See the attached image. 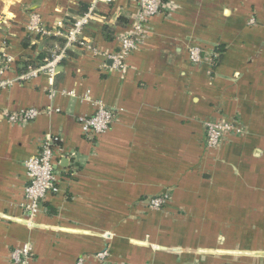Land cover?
I'll use <instances>...</instances> for the list:
<instances>
[{
  "label": "crops",
  "instance_id": "0c3cea01",
  "mask_svg": "<svg viewBox=\"0 0 264 264\" xmlns=\"http://www.w3.org/2000/svg\"><path fill=\"white\" fill-rule=\"evenodd\" d=\"M93 1L0 0V67L4 54L13 59L5 76L17 80L58 53L57 42L27 33L32 13L52 28ZM168 1L171 12L150 20L124 69L76 47L53 94L46 74L0 91V264L25 244L27 264H264V0ZM97 11L84 35L116 52L137 1ZM192 47L201 64L191 63ZM97 103L117 117L107 133L86 135L81 119ZM29 109L42 113L23 123L2 116ZM217 122L237 128L211 149L206 125ZM46 136L59 192L29 221L25 163ZM163 194L165 206L148 209Z\"/></svg>",
  "mask_w": 264,
  "mask_h": 264
},
{
  "label": "built area",
  "instance_id": "2783aa9c",
  "mask_svg": "<svg viewBox=\"0 0 264 264\" xmlns=\"http://www.w3.org/2000/svg\"><path fill=\"white\" fill-rule=\"evenodd\" d=\"M115 0H94L88 11L75 20L71 28L65 29L64 23L59 22L56 26L48 27L43 23L42 17L38 13H32L26 24V31L32 36L40 37H60L65 40L62 50L52 54L46 64L38 68H29L26 73L17 76V80L7 78L6 72L10 70L13 59L4 54V63L0 67V91L10 88L15 81H27L36 78L40 74L49 76L52 94L57 76V69L60 63L67 57V51L72 48H80L91 54L92 56L103 55L105 61H111L113 66L118 69H124L128 56L139 48L140 42L147 35L150 20L156 16L167 15L171 12L172 1L168 0H136L139 13L135 18L133 29L120 38L118 50L112 53L102 52L93 41L85 37V31L91 22L97 18L96 10L100 2L112 3ZM251 24L254 19H251ZM189 59L192 64H201L203 62L202 50L200 47H192L189 50ZM87 101H91L92 97L85 96ZM41 110L29 109L16 113L4 112L2 116L11 123H23L35 120ZM117 117V110L108 108L101 103H97L96 111L91 116H85L81 119V124L86 135H102L107 133ZM237 128L235 122H217L208 123L206 125L207 145L211 149H217L223 142L224 137ZM54 140L51 136H46L40 147L37 156L30 158L25 163L28 185L25 190L26 204L24 207L29 221L40 213L41 205L46 196L50 193L57 194L58 180L54 164ZM169 194H163L147 201V207L150 210H161L169 200ZM33 257L32 244H25L23 247L16 248L11 252V264H27ZM98 260L104 261L108 257V252H102L95 256ZM85 258H82L76 264H85Z\"/></svg>",
  "mask_w": 264,
  "mask_h": 264
},
{
  "label": "trees",
  "instance_id": "16d2710c",
  "mask_svg": "<svg viewBox=\"0 0 264 264\" xmlns=\"http://www.w3.org/2000/svg\"><path fill=\"white\" fill-rule=\"evenodd\" d=\"M90 6H91V2H80L79 5H78L76 18L66 17L63 20L65 29L71 28L74 25L75 20L78 17L83 16L88 11V9H89ZM96 14L98 15V11L97 10H96ZM35 37L41 39L43 42H45V41H48V42H50V41L57 42V44L59 46L58 47V52H59V50H61L63 48V46L65 44V40L63 38H60V37H54V36H51V37L35 36ZM217 56H218V54H217ZM40 58H42V57L40 56ZM50 59H52V55L51 54H49L46 57L43 56V61L40 62V63H37V64L33 63L34 65H32L33 66L32 68H38V67L46 64Z\"/></svg>",
  "mask_w": 264,
  "mask_h": 264
},
{
  "label": "water",
  "instance_id": "95a60500",
  "mask_svg": "<svg viewBox=\"0 0 264 264\" xmlns=\"http://www.w3.org/2000/svg\"><path fill=\"white\" fill-rule=\"evenodd\" d=\"M4 218H6L5 216H3ZM7 219H9V218H7ZM17 222H19V223H25V224H28L27 222H22V221H19V220H16ZM34 227H41V226H38V225H36V224H34Z\"/></svg>",
  "mask_w": 264,
  "mask_h": 264
}]
</instances>
